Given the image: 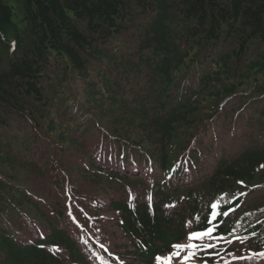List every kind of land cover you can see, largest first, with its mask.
Returning a JSON list of instances; mask_svg holds the SVG:
<instances>
[{
  "label": "trees",
  "instance_id": "1",
  "mask_svg": "<svg viewBox=\"0 0 264 264\" xmlns=\"http://www.w3.org/2000/svg\"><path fill=\"white\" fill-rule=\"evenodd\" d=\"M205 220L190 264H264V0H0V264H157Z\"/></svg>",
  "mask_w": 264,
  "mask_h": 264
},
{
  "label": "snow or ice",
  "instance_id": "2",
  "mask_svg": "<svg viewBox=\"0 0 264 264\" xmlns=\"http://www.w3.org/2000/svg\"><path fill=\"white\" fill-rule=\"evenodd\" d=\"M218 207L219 206L217 204L212 205V208H214V209L218 208ZM224 214L227 215V213H224ZM213 231H214V229L212 227H209L207 225V220H205V224H204L203 228H201L200 230H191L189 232V234H188L189 243H187V244H181V243L173 244L172 248L174 250L171 251L169 253V255L156 257L157 264H172L173 257H179L180 256V252L175 251V250H179V249H186L187 250V254L182 257L181 264H190V262L196 257V251H194L195 249H198L201 247L208 248V247L214 246L211 243L199 245V244L193 243L192 241L201 240L204 237H208L213 233ZM259 255L264 256V252L259 253ZM240 258L244 259L245 257H240Z\"/></svg>",
  "mask_w": 264,
  "mask_h": 264
},
{
  "label": "rangeland",
  "instance_id": "3",
  "mask_svg": "<svg viewBox=\"0 0 264 264\" xmlns=\"http://www.w3.org/2000/svg\"><path fill=\"white\" fill-rule=\"evenodd\" d=\"M172 264H177V263L174 262V258H173Z\"/></svg>",
  "mask_w": 264,
  "mask_h": 264
}]
</instances>
